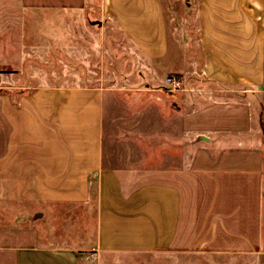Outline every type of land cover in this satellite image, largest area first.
Returning a JSON list of instances; mask_svg holds the SVG:
<instances>
[{
	"label": "crops",
	"instance_id": "obj_1",
	"mask_svg": "<svg viewBox=\"0 0 264 264\" xmlns=\"http://www.w3.org/2000/svg\"><path fill=\"white\" fill-rule=\"evenodd\" d=\"M101 9L138 75L154 87L174 76L181 88L165 118H112L118 136L103 82L0 96V264L189 254L264 264V0H102ZM141 124L147 133L159 124L149 146ZM147 155L161 159L143 165Z\"/></svg>",
	"mask_w": 264,
	"mask_h": 264
},
{
	"label": "rangeland",
	"instance_id": "obj_2",
	"mask_svg": "<svg viewBox=\"0 0 264 264\" xmlns=\"http://www.w3.org/2000/svg\"><path fill=\"white\" fill-rule=\"evenodd\" d=\"M101 3L102 0H0V96L15 100L35 88L103 82L111 89L105 112L110 121L107 125L110 134L118 136L112 118L132 117L143 123L156 115L165 118L168 101L177 95L182 84L172 88L165 81L164 85L154 87L149 84V77L138 75L139 72L134 70L131 45L117 34L112 22L102 20ZM193 14L194 11L189 10L186 19L191 20ZM90 47L98 48L99 54L103 53L104 61L101 65L99 63L100 66ZM86 59L90 65L87 70L80 67ZM252 103L253 115L257 116L258 101ZM124 126L118 125L117 128L123 129ZM156 126L159 124L153 125L152 130ZM147 127L149 125L141 124L135 129L141 134L139 141L149 146L157 137L152 130L149 133L141 130ZM262 129L263 126L260 132L264 144ZM124 136L127 134L119 137L123 140ZM121 158L116 157V160ZM141 158L143 165L145 160L155 162L161 159L153 155ZM131 159L133 163L140 162L139 157ZM138 263L255 264V257L189 254L177 258L160 255L142 258Z\"/></svg>",
	"mask_w": 264,
	"mask_h": 264
},
{
	"label": "built area",
	"instance_id": "obj_3",
	"mask_svg": "<svg viewBox=\"0 0 264 264\" xmlns=\"http://www.w3.org/2000/svg\"><path fill=\"white\" fill-rule=\"evenodd\" d=\"M165 81H166V85L172 88H177L180 85V82L174 76H168Z\"/></svg>",
	"mask_w": 264,
	"mask_h": 264
},
{
	"label": "trees",
	"instance_id": "obj_4",
	"mask_svg": "<svg viewBox=\"0 0 264 264\" xmlns=\"http://www.w3.org/2000/svg\"><path fill=\"white\" fill-rule=\"evenodd\" d=\"M262 130H263V133H264V127H263V129H262Z\"/></svg>",
	"mask_w": 264,
	"mask_h": 264
}]
</instances>
